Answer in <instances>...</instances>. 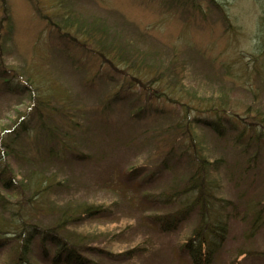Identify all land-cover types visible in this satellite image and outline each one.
<instances>
[{"label": "rangeland", "instance_id": "374dc122", "mask_svg": "<svg viewBox=\"0 0 264 264\" xmlns=\"http://www.w3.org/2000/svg\"><path fill=\"white\" fill-rule=\"evenodd\" d=\"M196 1L201 4L203 13L191 21L166 11L167 6L163 7L160 0H5L4 8L0 2V75L6 74V69L15 70L25 78L34 74L42 81L43 90L48 91L53 86L51 83L58 84V88L53 86L54 92L59 87L65 90L71 99V112L88 126L78 141L80 147L100 145L109 150L105 160L120 172L116 173L109 163L102 161L81 165L69 163L62 168V174L56 176L65 185H61L63 188L58 186L46 199L48 205L59 206L42 215L46 223L54 221L62 208L78 201L108 209L87 220L81 217L73 226L87 235L94 245L107 250L102 256L92 255L98 261L95 264H193L189 255L181 251V245L196 227L198 215L192 214L177 228L167 231L161 229L157 220L194 198L193 195L184 196L170 204L158 201L167 185L183 174L182 164L177 175L172 170H163L154 181L143 180L165 154V142L156 143L159 139L154 134L181 120L180 117L184 118L182 105L177 100L168 99L174 96L171 89H166L169 97L156 103L166 111H147L144 116L147 119L138 123L142 144L131 145L125 141L122 146L115 141L113 148L111 141L102 139L103 133L96 126L101 122L102 111L95 114L92 109H96L105 96L119 93L120 100L114 105L115 122L122 121L125 116L126 119L132 106L137 108L148 100L146 97L139 99L140 88H127L124 73L117 74L126 68L123 72L131 77L137 75L138 69L130 64L117 71L103 67L102 59L96 54L70 43L50 28V23L60 26L67 16L80 13L96 15L104 21L111 28L110 37L117 33L121 36L117 39L131 41L136 57L145 54L143 57L155 70L171 66L173 71L168 81L181 83L186 94L189 90L203 98L223 97L226 104L242 116L238 119L232 112L228 113L237 121L235 132L228 126L227 137L233 139L228 142L213 137L210 129H196L207 146L208 157L226 160L221 167L211 169L208 179L216 197L211 199V211L222 219L221 215L225 218L234 211V205L232 207L228 201L246 208L236 217L226 218V240L220 243L212 264H264V256L259 254L264 251V226L252 232L246 215L247 212L251 215L255 207L259 209L260 202L264 204V136L259 140L261 172L255 178L250 175L238 177L235 172L228 176L226 170L229 164H235L238 169L240 166L238 148L230 146L235 135L245 123L254 121L253 114L257 117L260 113L259 118H264V0H216L227 13L229 27L222 20L219 8L210 0ZM256 57L258 59L254 60ZM256 62L263 80L255 76L250 79L252 84L246 85L245 64L252 66ZM153 73L151 71L149 75ZM92 77L94 80L90 84ZM3 81L0 77V84ZM39 85L35 84L37 90ZM24 93L21 95L20 91L0 87V136L5 137L12 122L33 107L34 100ZM155 93L147 91L148 98L153 99ZM178 95L184 97L183 93L178 92ZM54 104L59 105V102ZM207 113L210 112L204 114ZM54 118L62 122L58 114ZM38 129H32L33 134L22 135L18 140V153H26L29 157L34 154L33 144L43 141ZM131 129L137 130L138 126ZM261 130L264 134V127ZM167 141H171V134L166 137ZM17 156L16 153L10 156L9 164L12 170L23 176L24 171L20 168L23 164ZM60 167L51 165L47 168L48 174ZM129 168L140 170L137 180L135 178L130 183L124 180ZM3 190L0 185V191ZM9 259L10 249L5 247L0 251V264H6ZM32 261L34 264H49L42 256L39 240L35 243Z\"/></svg>", "mask_w": 264, "mask_h": 264}, {"label": "trees", "instance_id": "16d2710c", "mask_svg": "<svg viewBox=\"0 0 264 264\" xmlns=\"http://www.w3.org/2000/svg\"><path fill=\"white\" fill-rule=\"evenodd\" d=\"M0 1L4 8L5 0ZM160 1L163 7L167 6L166 11L180 15L183 20H197L198 14L203 13L201 4L196 0ZM210 2L219 8L222 20L226 27H229V20L224 7L218 4L216 0H210ZM50 25L52 31L59 33L70 43L81 47L83 50H89L100 57L103 67H112L117 71L116 69L127 67V64H130L133 68L138 69L137 75L131 77L123 72L126 68L117 74L124 73L127 79V88L129 90L140 88L139 99L146 97L148 103L139 105L137 108L132 106L133 108L130 109L127 118L125 119L126 116L122 117V121L117 122L113 118L115 116L114 105L120 100L118 92L105 96L100 101L99 106L92 109V113L95 114H100L102 111L101 122L96 126L103 133L102 139L111 141L113 148L116 144L115 141H119V145L122 146L125 141H129L131 145L142 144L144 141H141L139 132L141 125L138 123L142 124L147 119L144 117L147 111H155L156 113L166 111L164 107L161 108L156 103L169 97L166 89L169 88L174 92V96L168 99L169 101L177 100L182 105L185 110L184 118L180 117L181 120H176L169 127L154 134L155 138L159 139L156 143L165 142V154L155 169L150 170L148 176H145L143 180L146 182L154 181L155 177L163 170H172L177 175L182 164L184 167L183 174L167 185L161 192L158 201L170 204L178 202L184 196L193 195L194 198L179 209L167 215L159 216L157 220L161 229L167 231L177 228L192 214H197V225L190 237L181 245V251L189 255L193 264H212L220 243L226 240L225 234L228 231L226 218L231 215L236 217L246 208L234 204L233 201H228L232 207L234 205V211L225 218L221 215L222 219L213 210L211 211V199H216V197L210 187L211 181L208 179L211 169L221 167L226 160H211L208 157L205 152L206 145L199 138L196 129L197 127L210 129L213 131V137L220 141L223 139L230 141L233 139L227 137L228 126H230L231 131L235 132L237 121L228 113L232 112L238 119L241 115L232 106L226 104V99L223 97L203 98L189 90L186 94L181 83L173 80L168 81L173 71L171 66L155 70V67H151L150 63L143 57L145 54L136 57V49L133 48L131 41L117 39L121 37L117 33H112L110 37L111 28L96 15L89 16L81 13L69 15L64 19L63 25L59 26L52 23ZM256 59L258 58L256 57L254 60ZM244 70V84H252L250 79L255 76L259 80H263V77L258 73V62L252 66L246 63ZM151 71L154 73L149 75ZM4 72L6 74L1 73L0 75L4 80L0 87H7L11 91H20L21 95L26 92L34 100L31 110L23 113L17 121L12 122L5 137L0 136V185L4 189L0 191V251L5 247L10 249V259L6 264H34L32 255L37 240L41 244L42 256L48 260L49 264L98 263L92 255L102 256V253L107 252V250L94 245L87 235L73 229V226H75V221L81 217H86L87 220L94 217L93 214L100 216L108 209L103 208L102 205H89L87 202L78 201L71 206L62 208L61 213L52 222L43 221L42 215L47 214L49 209L54 210V207H59L53 206L54 203L48 205L46 199L58 186L65 185L56 177L62 174L61 170L64 165L69 163L81 165L92 161L95 163L102 161L109 163L116 173L120 172L105 160L109 150L106 151L100 145L95 148L94 146L80 147L78 141L88 126L83 121H78L74 113L71 112V99L66 95L65 90L63 91L59 87V90L54 92L53 86L58 88V84L53 83H51L53 86L49 90L50 92L48 89L43 90L42 81L34 74L25 78L24 75L15 70L11 72L6 69ZM37 80H39L40 85ZM93 80L94 77L89 83L91 84ZM35 84L39 85V90ZM151 89L157 92L153 94V99L148 98L147 95V91H152ZM132 92L136 93L135 91ZM178 92L183 93L184 97H180ZM57 102L59 105L54 104ZM192 112L197 113V115L192 114ZM205 112L210 113L204 114ZM247 113L250 111L248 110ZM55 114L60 116L61 123L55 121ZM259 115L256 117L253 114L254 121H249V125L245 123L240 129V133L235 135V141L230 144V146L238 148L237 154L241 156V159L237 161L240 163L239 169L235 167V164L227 165L228 176L235 172L238 177H249L247 175H250L255 178L261 172L259 140L261 136H264L261 130L264 127V118H259ZM134 125L138 126L137 130L131 129ZM38 127L42 136L40 139L43 141L33 144L34 154L29 157L26 153H18V144L20 143L18 140H21L23 134H33L31 130ZM123 129L128 130V132L125 133ZM79 131L80 134L77 133ZM169 133L171 134V141H167V143L166 137L170 135ZM184 138L185 140H183ZM101 142L99 143L101 144ZM15 153L23 164L20 166L21 171H24L23 176L12 170L9 164L10 156ZM101 156H103L102 159ZM51 165L61 167L59 170L48 174L47 168ZM139 172L138 168H129L124 180L130 183ZM260 205L259 209L254 208L251 215L246 213L250 220L252 232L258 231L264 226V204L260 202ZM52 251L54 252L53 255H51ZM248 253L251 254L250 251ZM259 254L264 256V251Z\"/></svg>", "mask_w": 264, "mask_h": 264}]
</instances>
